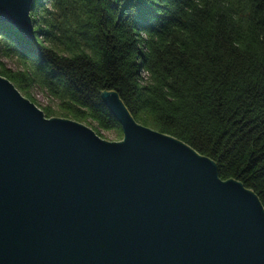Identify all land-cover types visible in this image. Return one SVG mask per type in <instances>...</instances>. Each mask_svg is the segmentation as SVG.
Segmentation results:
<instances>
[{
	"label": "water",
	"instance_id": "1",
	"mask_svg": "<svg viewBox=\"0 0 264 264\" xmlns=\"http://www.w3.org/2000/svg\"><path fill=\"white\" fill-rule=\"evenodd\" d=\"M36 0H0L34 40ZM108 142L0 76V264H264V207L216 162L138 124L115 91Z\"/></svg>",
	"mask_w": 264,
	"mask_h": 264
},
{
	"label": "trees",
	"instance_id": "2",
	"mask_svg": "<svg viewBox=\"0 0 264 264\" xmlns=\"http://www.w3.org/2000/svg\"><path fill=\"white\" fill-rule=\"evenodd\" d=\"M31 17L32 42L0 23V76L50 99L46 118L121 138L100 98L115 91L264 207V0H37Z\"/></svg>",
	"mask_w": 264,
	"mask_h": 264
},
{
	"label": "rangeland",
	"instance_id": "3",
	"mask_svg": "<svg viewBox=\"0 0 264 264\" xmlns=\"http://www.w3.org/2000/svg\"><path fill=\"white\" fill-rule=\"evenodd\" d=\"M36 4H37V0H36ZM5 63L8 67L10 68H14V64L10 61H6L5 60ZM31 95L32 97L37 101L38 105H39V109L42 110L43 107H46V106H50L51 108L54 109L55 107V104L54 103H51V100L46 98V96L44 94H42L41 92L33 89L31 90ZM56 118H60V117H57V116H54ZM53 118V117H52ZM83 124V123H82ZM89 128H92V126L88 125V124H83ZM94 131V130H93ZM95 132V131H94ZM101 139L105 140V141H108V142H117V141H120L122 140V136L121 138H118L117 137V134L111 130V131H100V134L98 135Z\"/></svg>",
	"mask_w": 264,
	"mask_h": 264
},
{
	"label": "bare ground",
	"instance_id": "4",
	"mask_svg": "<svg viewBox=\"0 0 264 264\" xmlns=\"http://www.w3.org/2000/svg\"><path fill=\"white\" fill-rule=\"evenodd\" d=\"M23 37V36H22ZM24 38V37H23ZM25 39V38H24ZM34 39H35V34H34ZM34 41V40H33Z\"/></svg>",
	"mask_w": 264,
	"mask_h": 264
}]
</instances>
